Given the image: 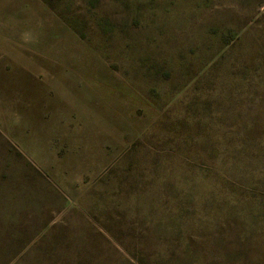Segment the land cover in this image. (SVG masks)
Returning <instances> with one entry per match:
<instances>
[{
    "label": "rangeland",
    "instance_id": "rangeland-1",
    "mask_svg": "<svg viewBox=\"0 0 264 264\" xmlns=\"http://www.w3.org/2000/svg\"><path fill=\"white\" fill-rule=\"evenodd\" d=\"M0 264H264V0H0Z\"/></svg>",
    "mask_w": 264,
    "mask_h": 264
}]
</instances>
